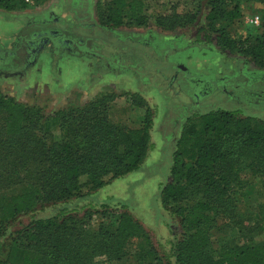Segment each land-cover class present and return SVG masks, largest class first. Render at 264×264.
Wrapping results in <instances>:
<instances>
[{
    "label": "trees",
    "instance_id": "obj_1",
    "mask_svg": "<svg viewBox=\"0 0 264 264\" xmlns=\"http://www.w3.org/2000/svg\"><path fill=\"white\" fill-rule=\"evenodd\" d=\"M226 1L208 3L214 10ZM85 2L78 0L76 8ZM261 2L264 6V0ZM145 3L111 0L102 14L98 6L97 24L84 22L85 18L69 23L56 15L44 21L31 20L18 36L17 56L27 55V44L36 48L31 56L45 43L54 58L63 53L95 58L99 75L133 73L143 87L158 88L169 78L165 88L173 94L167 96L171 111H175L178 134L159 194L164 207L174 209L182 219L184 231L172 245L175 264H264V245L249 238L243 226L234 233L229 229L230 221L238 224L233 195L243 186L241 176L249 170L264 173V117L257 121L251 113L240 114L252 104L264 107V74L241 72L223 81H207L183 71L170 72L175 62L159 57L153 37L141 42L115 30L145 25ZM27 6L26 0H0L3 11ZM249 42L236 44L225 36L217 38L222 49L243 53L264 68V18L261 36ZM114 97L101 93L84 106L47 115L0 92V117L4 115L0 133V239L8 235L19 214L85 196L141 168L152 146L154 110L142 94L133 93L130 115L126 122L117 121ZM237 103L241 106L238 110ZM83 187L88 189L86 193ZM108 211L105 206L90 212V216L99 213L105 220L91 238L110 242L111 255L131 238L147 236L127 211L122 210L113 216L115 219ZM222 219L225 222L215 230L223 229L225 236L213 242L211 229ZM88 228L87 219L62 212L33 220L12 233L5 248L0 243V264H99L94 260L99 254L97 246L84 238ZM260 228L264 229V211ZM153 249L151 245L145 254L147 260L156 259ZM123 257L124 252H119L115 260ZM157 260V264L167 263Z\"/></svg>",
    "mask_w": 264,
    "mask_h": 264
},
{
    "label": "rangeland",
    "instance_id": "obj_2",
    "mask_svg": "<svg viewBox=\"0 0 264 264\" xmlns=\"http://www.w3.org/2000/svg\"><path fill=\"white\" fill-rule=\"evenodd\" d=\"M77 1L38 2L33 0L28 3L32 6L33 15L18 18L22 22V28L14 41L16 42L26 23L31 20L44 21L56 15L69 23H79L81 18H85L84 22L96 23L95 18L99 16L98 6L102 14L106 12L105 8L111 0H86L79 9L76 8ZM208 1L145 0L143 20L146 24L131 28V34L136 36L132 39L139 38L142 42L150 36L153 37V47L159 57L175 62L170 72L176 70L186 72L180 67V64H183L186 68L192 67L198 72L186 73L207 81H223L241 72L249 75H263L264 68L255 65L250 57L243 53L224 50L217 45L219 36H225L236 44L244 40L251 42L261 36L264 18V6L261 0H228L214 10ZM61 2L63 5L59 7ZM93 13L95 15H92ZM94 16L95 18H92ZM179 24L184 25L180 27ZM172 26L175 28H171ZM125 30L122 29L121 32L128 35L129 31ZM14 41L7 47L1 42L0 44L5 50H11ZM193 54H201L206 58L195 57ZM62 55L52 57L47 44L44 43L43 46L37 47L36 53L26 60L27 64L20 65L18 68L0 66L1 94L12 97L27 106L39 108L41 113L51 115L60 109L84 106L101 93H110L115 96L113 101L116 106V120L126 122L127 116L130 115L128 111L132 94L140 93L154 110V124L151 130L152 146L138 171L114 179L96 191H88L86 187H83V192L88 191L85 196H78L54 205L45 204L31 212L19 214L9 226L8 235L0 239L1 245L5 248L9 243L10 235L26 227L33 220L56 216L62 212L87 219L89 228L84 238L87 242L93 243L95 248L97 246L99 254L94 257V260L99 264H157V259H162L164 263L167 262L166 264H175L172 245L181 238L184 231L182 219L174 209L164 207L159 194L165 176L170 170L175 134H178L175 111H171L169 96H167L172 91L167 92L165 88L169 85V78H164L160 82L161 88L143 87L138 76L133 73L110 72L99 75L97 68L89 78H86L85 72H80L82 75H79L74 66L61 69L59 59ZM77 75L85 80L80 83V77L74 78ZM135 79L137 87L134 85L135 89H132ZM83 86L87 88L84 90ZM172 95L171 93L170 96ZM240 107L237 103L235 109L238 110ZM263 109L260 103H256L243 108L245 112L242 111L240 114L247 116L251 113L258 121L264 117V113L260 114ZM3 125L4 115L0 117V133H2ZM57 134L59 132H55V135ZM171 137L173 139H170ZM4 138L8 143L16 146L12 138H6V136ZM241 178L243 186L237 188L233 195L234 206L239 215L236 218L238 224H232L230 221V232L234 233V230H240L243 226L249 238L252 236L254 242L264 245V229L260 228L264 211V173L261 175L249 170ZM103 206L109 208L108 212L111 211L113 219L122 210L130 213L143 226L148 238L147 236L131 238L124 248V245L122 246V250L119 251L116 247L118 253L111 255L108 252L110 242L104 238L100 240L91 238L94 231L101 228L105 220L99 213H93L90 216V212L102 210ZM224 222L225 219H222L217 227L211 229L213 242L225 236L223 229L220 232L215 230ZM98 236H101V233ZM114 244L116 246V242ZM151 245L154 247L156 259L147 260L145 254ZM119 252H124V257L115 260Z\"/></svg>",
    "mask_w": 264,
    "mask_h": 264
},
{
    "label": "crops",
    "instance_id": "obj_3",
    "mask_svg": "<svg viewBox=\"0 0 264 264\" xmlns=\"http://www.w3.org/2000/svg\"><path fill=\"white\" fill-rule=\"evenodd\" d=\"M54 3V2H53ZM62 2L61 5H59V7H62ZM33 15V9L32 6L28 5L26 8L22 9V10H17V11H3L0 10V42L7 47L10 43H12L15 40V36L18 35L19 31L22 28V22L20 21L21 17H29ZM92 15H95L94 13ZM92 18H95L92 17ZM95 20L97 21L96 23H99L98 21V17L95 18ZM132 27H120V28H116L115 30L120 33L123 37H135L133 34H131V29ZM122 29H126L125 31H129L127 32V34H124L121 32ZM139 40V38H137ZM165 42V41H164ZM193 56H199L202 57V59H205L206 56L204 55H199V54H193ZM96 59L95 58H89V57H77L71 54H67V53H63L61 59H59V67L61 69H67L69 67H75L76 68V72H79V75H82L80 72H85L86 74V78H89L90 75L92 74V72L95 71L96 69ZM180 64V63H179ZM63 65L65 67H63ZM181 69H183L186 72H194V73H198L196 70H194L192 67H190L189 69L186 68V66H184L183 64H180ZM82 68V70L80 69ZM201 74V73H200ZM79 75L75 76L74 78L80 77ZM73 78V79H74ZM81 82L82 80H85V78H81ZM133 87L132 89H135V86L137 87V80L135 79L133 82ZM87 88V86H83V89L85 90Z\"/></svg>",
    "mask_w": 264,
    "mask_h": 264
},
{
    "label": "flooded vegetation",
    "instance_id": "obj_4",
    "mask_svg": "<svg viewBox=\"0 0 264 264\" xmlns=\"http://www.w3.org/2000/svg\"><path fill=\"white\" fill-rule=\"evenodd\" d=\"M13 45L14 46L11 48V50H5L4 47L0 44V52L3 53L2 55L0 54V66H2L3 68H18L20 65L22 66L23 64H27L26 60L29 58L30 54L36 50V48L33 47L32 43L27 44V55L25 53L23 54V56L21 54L20 57H18L16 51V49H18L20 45L18 38L16 42L14 41Z\"/></svg>",
    "mask_w": 264,
    "mask_h": 264
},
{
    "label": "built area",
    "instance_id": "obj_5",
    "mask_svg": "<svg viewBox=\"0 0 264 264\" xmlns=\"http://www.w3.org/2000/svg\"><path fill=\"white\" fill-rule=\"evenodd\" d=\"M26 1H27V3L33 2V0H26Z\"/></svg>",
    "mask_w": 264,
    "mask_h": 264
}]
</instances>
